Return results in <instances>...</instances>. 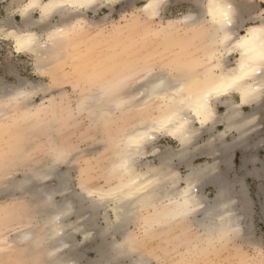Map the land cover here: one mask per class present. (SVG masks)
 Returning a JSON list of instances; mask_svg holds the SVG:
<instances>
[{
    "label": "rangeland",
    "instance_id": "1",
    "mask_svg": "<svg viewBox=\"0 0 264 264\" xmlns=\"http://www.w3.org/2000/svg\"><path fill=\"white\" fill-rule=\"evenodd\" d=\"M25 1L0 0V28L5 25L7 20L16 26H21L22 19L19 10ZM247 2L254 4L257 8L264 4V0H247ZM194 3L195 0H166L158 18L152 19H147L142 11H139L144 0H133L132 3L131 0L130 3H115L112 8L102 7L96 13L89 12L86 17L90 25L88 29L83 31L80 40H77V52L72 53L71 62H73L70 63L66 56L69 48H64L65 51L62 50V57L65 56V59L63 57L64 62L60 59L54 67L50 66L52 71L49 70L45 74L37 72L36 61L32 55L16 53L12 40L6 39L1 31L0 98H5L9 93L19 88L24 87L28 90L33 87L28 107L35 108L43 105L47 103V98L55 96L57 99L69 100L67 104H71L73 112H75L81 98L87 93L86 75L89 74V71L97 68L99 61L104 62L105 66L107 64L112 67L115 66L116 70L119 68L117 65L121 66L138 57L163 64L167 61L168 55L170 56L174 51H180V46L183 51V44L186 45V53H190V57L203 61L206 38L202 39L201 36L197 35L198 32L188 27H186L185 34L184 25L174 23L175 20L187 16ZM31 16L36 19L38 14L34 12ZM123 50L128 54L124 53ZM150 54L155 56L152 57ZM105 57H111V59L104 61ZM237 57L235 53L225 56L231 64ZM143 63L144 61L139 62V64ZM92 65L95 68L89 70L93 67ZM81 66L84 71L79 75L77 71ZM200 69H203L202 65H200ZM87 72L88 74H86ZM75 75L76 77H74ZM78 76L84 79H80ZM11 104L14 103H6V105L1 103L0 112L7 113L9 111L12 113ZM19 104L20 107L22 103ZM18 106L12 113V119L7 118V116L0 119L2 122L4 121L1 122L2 124H11L14 120H18L15 122L14 128L11 125L8 126L10 129L7 133L0 131V234L13 241L9 247H0V264H48L49 260L43 252V248L38 247L26 252L24 249H29V247H23L16 240L17 235L20 234V225L27 223L29 224L25 225L27 227L34 225L35 219L42 215V209L36 205L35 200L31 198L32 195L22 193L21 189L14 186V188L10 187L9 183L12 179L19 182L28 169L31 171L33 168L37 169L38 165L39 167L46 165L51 157L52 147L55 148L56 142H59L72 147L70 154L72 156L66 160L70 164L64 163L59 166L61 172L67 171V175L70 174L67 177L71 178V188L73 189L69 191V194H72L73 191L74 193L81 191L79 189L80 180L87 181L93 186H103L102 173L104 169L102 167L105 162L100 160L103 152L99 154L94 153V151L103 149L105 137L101 133V124L94 123L93 119L86 117L84 112L77 113L70 121L64 123L65 126L55 123V128L48 130L45 124V127L43 124H39V126L36 124L34 128L31 122H22V114H19V111L22 112L23 110L22 108L19 110ZM217 112L220 115L223 108L218 107ZM119 114H115V117ZM133 119V117L130 119L129 116L127 120L131 123ZM259 128L253 134L254 137L252 136V149L247 151V154L245 153L248 155L247 160L252 157V161L246 160L247 164L243 163L242 166L241 158L244 162V153L243 151H235L231 154V159H228L227 165L219 166L222 170H226L228 182L233 186L232 190L235 196L233 209L236 214H240L238 215L241 222L239 233L236 235L228 234L221 239H216L202 229V226L197 225L193 219L189 218L172 225L162 226L161 224L159 227L151 224L149 220L152 209L144 210V213L138 211L139 215L135 212L137 214L133 215L132 222L130 221L120 233L129 234V237L137 240L139 243L138 251L148 260L149 264H264V134ZM214 130L222 131L223 126L218 125ZM14 133H18V136H15ZM203 133H201L202 136H199V141L197 140L201 145L209 137L207 132ZM233 134L230 133L229 140ZM14 138L19 148L15 147V152L11 151L12 146L9 147L14 142ZM172 141L169 137L166 138L162 135L157 141V145L160 146L158 148L161 149L169 145L176 147V143L175 146ZM259 141L261 142L259 143ZM253 142L259 144L255 143V145ZM255 146L257 147L255 148ZM105 154L107 155V153ZM142 160L156 162L152 153ZM206 160L205 155H199L191 160L190 167H177V172L185 177L186 174H189L191 167L205 164ZM55 183L56 181H47V185L52 188L55 187ZM214 191L213 186L204 188V195L209 199L207 204L213 198ZM241 191L244 192L241 193ZM66 193L65 195H69L68 191ZM243 194L244 196H242ZM63 196H53L52 201L59 202ZM88 201L85 198L83 205L85 208L89 203ZM245 204L249 208L244 206ZM113 205L114 202H110L94 212L92 219L94 226L89 230L90 234L87 237L84 235L87 232L84 229L87 228L88 223L84 225L86 228L83 227V230L80 229L75 234L73 244L76 246V254L79 256L77 264H89L96 259L95 249L101 243L97 233L106 227L103 215H107L108 220L114 222ZM243 208L247 209L245 214L242 212ZM88 215L90 214L88 213ZM74 219L71 217V220ZM120 233L117 232L114 235L118 241L121 240ZM106 234L104 241L111 243L113 241L112 230ZM129 257L128 255L119 264H129Z\"/></svg>",
    "mask_w": 264,
    "mask_h": 264
},
{
    "label": "bare ground",
    "instance_id": "2",
    "mask_svg": "<svg viewBox=\"0 0 264 264\" xmlns=\"http://www.w3.org/2000/svg\"><path fill=\"white\" fill-rule=\"evenodd\" d=\"M15 1L19 2L20 0ZM132 1L133 0H131V3ZM164 1L166 0H163L162 7ZM149 2H151V0H144V4L139 8V11H142L147 19L156 17L158 18L159 15L154 16L152 14L153 10H146V5ZM222 2H229V0H222ZM233 2H235V0H233ZM32 3L46 5L50 3V0H26L25 3L21 5L19 10L20 13L21 11L27 9L26 15L33 21L32 31L39 39L34 47V50L20 53H28L32 55L36 61L35 65L37 72L40 74H45L52 69H50V66L54 67L60 59H62L64 62L65 56H63L64 59L62 57V50H64V48H69V51L67 50L68 53L66 56L70 60V63L73 62H71L73 57L72 53L77 52V40H80L83 31L88 29V26L90 25L87 21V13H96L102 7L112 8L115 3H130V0H95L94 6L92 8L85 9L78 17V19H82L84 23L77 25L74 31L66 35L62 40L55 42L48 41V37L45 33L37 31L40 23L41 10L39 7L36 9L28 8V5ZM34 12H37L38 14L36 19L32 18L31 16ZM58 19H60V17H58ZM183 19L184 17L175 20L174 23H179L178 25H184L180 23V21ZM27 27L28 25L24 24L23 19L21 21V26H16L13 22L7 20L5 25L0 28V32L2 31L5 37L8 36V33L22 35V29ZM183 29H185L184 32L186 34L185 25L183 26ZM197 35L201 36L202 39L205 37L200 32H198ZM10 40H12L14 45V38H11ZM45 42L47 43L45 44ZM207 43L208 41L204 45V55ZM182 48L183 51L180 46V51H174L172 54H170V56L168 55L167 61L163 64L138 57L134 60L125 62L121 66L117 65V68L119 67L117 70L115 69V66L112 67L108 64L105 66V63L102 61L98 62L96 69H93L95 66L92 65L93 67L89 69H93L92 71L86 70L89 71V74L88 72L86 73L88 74L86 75V82L88 83V86L86 85L87 93L81 98L75 112H73L74 110L71 104H67V101L69 102V100L66 101L64 99H57L55 96L47 98V103L43 105L35 108L28 107L27 105L30 101L29 98L33 91V87L32 89L28 90L24 87L19 88L18 90H14L13 92L9 93L5 98H0V104L5 103L6 105V103H14L13 105L11 104L10 108L12 113L15 112L17 106L20 105L19 103H22L23 107H21L22 105L20 107L18 106L19 110L21 108L23 110L22 112L19 111V114H22L21 120L22 122H31L34 125V128L36 124H38L37 126H39V124H45L48 127V130L55 128V123L63 124V126H65L64 123L70 121V119L80 112H84L86 117L93 119L92 121L94 123L101 124V133H103L105 137L102 145L103 149H99L97 151L96 147L95 150L97 152L94 151V153L101 154L103 152L100 160L101 162H105V165L102 167L104 169L102 173L104 185L93 186L87 181L80 180L79 189L81 190V187L83 186L84 188L93 191L106 192L110 189H115L118 186L127 185L129 188L135 191L129 199L123 200L120 203H114L112 208L114 222L109 221L107 215H103V217H105L106 227L97 233L101 243L95 249L96 259H94L89 264H119V262L128 255L130 256L129 264H149L148 260L144 258L140 251H138L139 243L137 240L129 237V234L127 235L126 233H120L121 230H124L128 226L129 222L133 220V215L137 214L138 211H143L142 213H144V210L152 209V213L149 215V220L151 224L157 226L161 224L162 226L166 224H178L189 218L193 219L197 225L202 226V229H204L211 236H214L216 239H221L228 234L236 235L241 230L240 217L238 216L240 214H236L235 210L233 209V201L235 200L232 190L233 186L230 182H228L226 170H222L219 167L222 164L227 165V163H229L228 159H231L232 156L219 157V162L217 164V178L207 183H199L194 188H190L187 178L190 174L197 172L201 166H204L205 164L191 167L189 174H186L185 177L179 175L177 172V167H190L192 162L191 160L203 154L202 151L198 150L195 146V142H197V140L199 141V136L201 133L207 132L209 137L206 139V141L210 140L214 129L218 125H222L224 130L223 124L213 125L209 123V125H207L202 132L200 131V124H195V128L198 130L197 134L195 137H193L191 143L186 144H182L179 139L164 135L173 140L177 145H175L176 147L165 146L161 149L158 148L160 146L157 145V141L162 135L157 134L156 140H145L142 143L141 155L135 157V163L131 164L127 170H123L118 167V165L121 163L120 157L122 147L128 137L135 135L138 130H142L145 125L151 122L154 118H157L161 115L159 106L162 101L154 97H139V92L137 91V89L140 87V82L144 80V78L148 76L150 72L156 75L163 74L173 84H183L184 96L190 98V101H194L197 95L205 87L209 86L213 79L218 78L221 75L222 71L227 72L228 69L237 68L240 60V55L238 52H234L238 57L235 59L233 64L229 63L227 58L224 56L220 61V63L224 66L223 69L217 68L215 73H213L207 70L210 66L206 65L204 61L190 57V53H186L185 44L182 45ZM123 52L128 54L125 50H123ZM150 55H152V57L155 56L154 54ZM109 59H111V57H105L104 61ZM140 61H144V63L139 64ZM200 65H202L203 69H200ZM83 71L84 70L81 66L79 67L77 73L81 75ZM74 77H76V75ZM78 77H80V79H84L81 78V76ZM55 78L57 79V77ZM67 80L69 79L67 78ZM20 84H23V82H20ZM248 84L255 87L259 86L260 84H264V80L256 78L250 80ZM168 91L171 92L172 90L169 89ZM178 99L179 97H177V100ZM240 100L241 94L238 91L231 92L220 97H214L212 100L213 109L221 120L227 118L225 116L226 113L228 114V117H231L234 112H239L241 117H251L253 115L257 117L262 116V111L264 110L261 109L259 97H257V100L254 102L246 104H241ZM219 106L223 108V112L220 115L217 112V108ZM116 112L122 114L120 115ZM12 113L9 111H7V113H3L1 111L0 119L5 118L6 116L7 118L12 119ZM115 114L119 115L115 117ZM129 116L130 119L132 117L134 118L131 123L127 120L129 119ZM5 121L9 122L8 120ZM1 122L2 121L0 120V131H5L7 133L10 129L8 126L11 125L14 128L16 124L15 122H18V120H14L11 124H2L4 121L2 123ZM114 124L115 128L117 127L116 129L114 128ZM258 128L259 124H257L256 130ZM255 132L251 133L246 139V147L242 150L244 153L243 155L245 156L244 162H242L241 158L242 166L243 163L247 164V161L252 159L251 157V159L247 160L248 155H245V153L252 149L253 145L251 140L252 136L254 137L253 134ZM261 133L264 134L263 130ZM14 135L18 136V133H14ZM255 140L257 141V139ZM261 141H259V143ZM56 143L57 145L55 148L52 147L51 149V157L48 159L49 161L47 160L48 163H45L46 165H41L40 167L38 165L37 169L33 168L35 170L32 169L31 171L28 169L26 170V174L23 175L19 182L12 179L11 183H9L10 187L12 186V188L15 187L21 189L22 193L32 195L31 198L34 199L36 205L42 209V215L35 219L34 225L32 224L30 227L25 226L29 225L28 223L25 225H20V234L17 235L16 240L19 242V244L23 245V247H29V249H24L26 252H29V250L32 251L38 247L43 248V252H45L49 260L47 262L48 264H53V262L54 264H77V258H79V256L76 254L77 249L73 244V238L75 234L80 229L83 230L86 228L84 225L88 223V226L86 225L87 228L84 229L87 231L84 234L87 237L90 234L89 230L94 226L92 221L94 212L98 211V208L108 205L110 201H105L103 203H93L86 196L85 198L89 200V203L87 205L88 208L87 206L85 208L83 206L85 198L82 195H77V193H74V191L72 194H69L68 191L69 195H65L67 194V191L64 190L61 185V178H68V175L70 174L68 173L67 175V171L65 173L61 172L59 166L69 162H66V160L72 156H70L72 153V147L65 143ZM255 143L253 142V144ZM16 144L18 145L16 139L14 138V142L9 145V147L12 146L11 151L15 152L14 149L17 147ZM256 147L257 146H255V148ZM17 149L19 148L17 147ZM157 149L159 151H156ZM133 152H135V149H133ZM105 153H107V155ZM151 153H155L153 155L156 162H148L147 160L146 162L142 160ZM181 153H183V155H181ZM58 158L59 162H57ZM162 165L164 166L162 167ZM66 167L68 168L69 166ZM45 173H50V175L45 178ZM155 177H160V179L151 185H148L146 189L136 190L137 185H139L141 182L147 184L146 178ZM47 181H56V185H54L55 187L52 188L47 185ZM133 181L136 183L134 184ZM206 186H213L215 190V194L210 200L209 204H207L209 199L204 195L205 193L203 192ZM55 190H60L63 192V199L61 201L58 200L59 202L52 201V203H46L49 196L53 198V196L57 195ZM242 192L244 191H241V193ZM242 196H244V194ZM188 198L199 201V206L196 207L195 211H190L187 215L174 216V211L183 204L185 199ZM244 199L245 198L243 197V200ZM244 206L248 207L247 204ZM243 210L242 212L245 214L247 209L245 210V208H243ZM242 212L240 210V213ZM88 213L90 215H88ZM57 217H59V219H57ZM71 217L75 219L71 220ZM138 218L140 219L141 217L139 216ZM110 230H112L113 241L108 243L106 240L104 241V239L107 235L106 233ZM117 232L120 233V241L114 238V235ZM12 242L13 241L8 239L6 236L0 234V247H9Z\"/></svg>",
    "mask_w": 264,
    "mask_h": 264
},
{
    "label": "snow or ice",
    "instance_id": "3",
    "mask_svg": "<svg viewBox=\"0 0 264 264\" xmlns=\"http://www.w3.org/2000/svg\"><path fill=\"white\" fill-rule=\"evenodd\" d=\"M94 3L95 0H50L49 4L32 3L28 5V8H40V23L37 31L45 33L48 41L55 42L74 31L77 25L83 24L84 21L78 17L85 9L92 8ZM162 3L163 0H151L146 5V10L151 9L152 14L158 16ZM26 13L27 9L20 13L24 24L28 25L27 28L22 29L23 34L8 33L5 37L6 39L14 38L17 53L34 50L39 39L34 35L33 21ZM180 23L206 37L208 43L203 61L210 66L207 70L215 73L217 68L223 69L224 66L220 61L224 56L234 52L240 55L238 67L228 69L227 72L222 71L221 75L213 79L194 101L184 96L183 84H173L163 74L156 75L150 72L140 82L137 91L139 97H154L162 101L159 106L161 115L145 125L142 130H138L135 135L128 137L123 144L121 163L118 167L127 170L131 164L135 163V157L141 155L142 143L145 140H156L157 134L179 139L182 144H186L191 143L197 134L195 124H200L201 132L209 123L223 124V131L214 130L210 140L205 141L203 145L198 142L196 144V148L202 151L207 160L204 166L187 178L190 188H194L199 183H207L217 178L218 158L231 156L234 151H242L246 147L247 137L256 131L257 124L261 130H264V111L261 117L255 115L241 117L239 112H234L231 117H228L226 113L227 118L221 120L212 105L214 97L238 91L241 94V104L252 103L259 97L261 109L264 110V84L255 87L248 84L250 80L256 78L264 80V4L257 8L247 0H235V2L233 0L229 2L195 0L189 14ZM169 89L172 91L169 92ZM177 97H179L178 100ZM230 133L234 134L229 140ZM44 175L46 178L50 173ZM146 179L147 184L141 182L136 190L146 189L160 177ZM133 183L136 182L133 181ZM61 185L64 190L71 191V178H61ZM55 191L57 195H63L62 191ZM134 191L127 185H121L106 192L93 191L82 186L77 195L87 196L93 203L105 201L120 203L129 199ZM46 203H52L51 196ZM197 206L199 201L185 199L173 215H187L190 211H195Z\"/></svg>",
    "mask_w": 264,
    "mask_h": 264
},
{
    "label": "crops",
    "instance_id": "4",
    "mask_svg": "<svg viewBox=\"0 0 264 264\" xmlns=\"http://www.w3.org/2000/svg\"><path fill=\"white\" fill-rule=\"evenodd\" d=\"M220 107V106H219ZM167 138V137H166ZM171 140V139H170ZM172 141V140H171ZM173 142V144L175 145V142L174 141H172ZM167 145H169L168 143H167ZM169 146H173V145H169Z\"/></svg>",
    "mask_w": 264,
    "mask_h": 264
}]
</instances>
